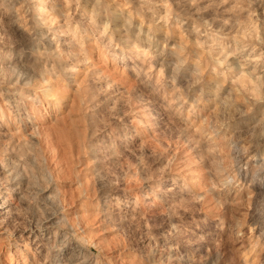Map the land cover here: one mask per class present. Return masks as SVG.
<instances>
[{"label":"rangeland","instance_id":"1","mask_svg":"<svg viewBox=\"0 0 264 264\" xmlns=\"http://www.w3.org/2000/svg\"><path fill=\"white\" fill-rule=\"evenodd\" d=\"M0 264H264V0H0Z\"/></svg>","mask_w":264,"mask_h":264},{"label":"bare ground","instance_id":"2","mask_svg":"<svg viewBox=\"0 0 264 264\" xmlns=\"http://www.w3.org/2000/svg\"><path fill=\"white\" fill-rule=\"evenodd\" d=\"M94 7H95V4H94ZM118 19V18H117ZM115 21V20H114ZM140 33V32H139ZM48 93V92H47ZM225 106V105H224ZM261 130V129H260Z\"/></svg>","mask_w":264,"mask_h":264}]
</instances>
